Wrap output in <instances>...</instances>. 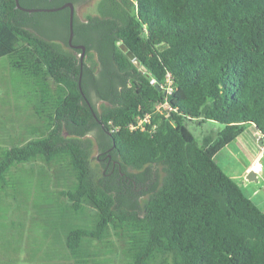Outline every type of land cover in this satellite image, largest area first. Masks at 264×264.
Here are the masks:
<instances>
[{
    "label": "trees",
    "instance_id": "trees-1",
    "mask_svg": "<svg viewBox=\"0 0 264 264\" xmlns=\"http://www.w3.org/2000/svg\"><path fill=\"white\" fill-rule=\"evenodd\" d=\"M59 11L69 35V13ZM37 13L0 0V58L26 81L36 117L19 130L0 123V236L5 196L38 208L23 174L52 185L63 207L56 246L69 264H109L114 235L121 264H264V211L215 160L248 125L264 135V0H99L95 14L74 21L83 60L82 50L39 34ZM146 114L145 129L131 127ZM200 118L223 124L216 138L189 130L186 121ZM122 173L149 179V189L125 185Z\"/></svg>",
    "mask_w": 264,
    "mask_h": 264
},
{
    "label": "rangeland",
    "instance_id": "rangeland-1",
    "mask_svg": "<svg viewBox=\"0 0 264 264\" xmlns=\"http://www.w3.org/2000/svg\"><path fill=\"white\" fill-rule=\"evenodd\" d=\"M98 1L78 0V18L84 19L87 14H95V5ZM65 14L63 11L41 12L35 14L31 21L33 27L39 34L41 33L40 35L54 38L61 42L66 49L72 50L67 44L68 30L65 25ZM5 58H0V123L15 125L19 130L22 123H35L36 117L28 106L30 101L27 100V96H23L28 91L25 88L26 81L11 70ZM29 89L31 88L29 87ZM29 94L32 96L31 93ZM92 100L96 107L101 109L103 100L98 99L94 94ZM186 125L199 141L206 137L216 138L223 127V124L219 122L202 118L187 120ZM252 129L248 125L246 133H252ZM90 136H94V134ZM245 137L246 135L228 144L216 154L215 160L227 174L234 177L247 196L256 203H261L264 199V177L259 176V179L253 181L247 178L246 168L250 157L242 144L243 140H246ZM256 142L257 149L264 147L260 140ZM98 155L99 150L96 144L92 155V165L97 164L96 157ZM129 170L134 173L138 171L133 167H130ZM151 172L156 176L159 175L158 177L162 181L164 175L162 167H153ZM36 178L37 176H33L29 180L27 175L20 174L18 180L25 184L23 189L25 193L32 191L36 194L37 209L31 199H26V197L25 200L16 199L12 195L5 196L7 218L4 220L3 232L6 237L0 236V264H54L55 261L69 264L68 258L64 259L66 252L56 246L59 245V240L63 237V228L59 229V232L54 228V214L59 215L63 212V207L56 201L52 185H48L47 181L37 183ZM147 197V195L140 197V206ZM39 210L44 212L45 222L42 221L43 216L41 217L42 214ZM37 215L39 222L36 223ZM23 224L22 230L21 225ZM35 224L38 226L35 227ZM33 229L35 233H32ZM19 231H22L23 234ZM21 236L22 238L19 239ZM112 240L116 247L114 252L107 254L111 258L109 264H121L120 239L114 235ZM95 245L103 246L104 243L95 241Z\"/></svg>",
    "mask_w": 264,
    "mask_h": 264
},
{
    "label": "crops",
    "instance_id": "crops-1",
    "mask_svg": "<svg viewBox=\"0 0 264 264\" xmlns=\"http://www.w3.org/2000/svg\"><path fill=\"white\" fill-rule=\"evenodd\" d=\"M249 127L253 128L252 133H246L247 130L245 129L244 132L240 134L236 140L246 135L245 137L246 140H243L242 143L248 156L250 157L249 164L247 165L246 168V173H248L249 175L251 171H254L256 178L251 179L253 181L259 179V176L264 177V147L261 149L256 148V143H257L256 141L260 140L261 136L263 135L262 132L258 129V127L255 124H250ZM261 145L264 146V142L261 143ZM257 204L264 211V199L263 202Z\"/></svg>",
    "mask_w": 264,
    "mask_h": 264
},
{
    "label": "water",
    "instance_id": "water-1",
    "mask_svg": "<svg viewBox=\"0 0 264 264\" xmlns=\"http://www.w3.org/2000/svg\"><path fill=\"white\" fill-rule=\"evenodd\" d=\"M16 7L19 8V9H22L24 11H27L29 13H33V12H55V11H59L61 9H64L66 7H70L71 13H70V19H69V29H70L69 43L71 45H73L74 47H76L73 44V37H74V34H75V31H74L75 7H74L73 3L69 2V3H66V4L61 5V6H57V7H35V8H29V7L22 6L21 3H20V0H16ZM120 46H121L123 51L128 53L130 58L135 59V54L133 53V51L128 50V47L124 43H121ZM77 47L82 50L81 59L83 60V58L85 56V53H86V46L85 45H77ZM81 68H83V63L81 65ZM81 75H82V72H81ZM79 83H80V87H81V79H80ZM156 87L159 90H162V86L159 83L156 84ZM82 93H83V91H82ZM83 96H85L84 93H83ZM263 142H264V135H262L261 138H260V143H263ZM248 178L249 179H255L256 178V175H255L254 171H251L249 173Z\"/></svg>",
    "mask_w": 264,
    "mask_h": 264
},
{
    "label": "flooded vegetation",
    "instance_id": "flooded-vegetation-1",
    "mask_svg": "<svg viewBox=\"0 0 264 264\" xmlns=\"http://www.w3.org/2000/svg\"><path fill=\"white\" fill-rule=\"evenodd\" d=\"M77 1L78 0H58L57 1V3L58 2L60 3V5H58V6L64 5V4L69 3V2H71V3L74 4V7H75V18H74V21H75L76 18H78V9H77V3L78 2ZM49 2H55L56 3V0H49ZM61 10H66V12L69 13V19H70V13H71L70 7H66V8L61 9ZM74 31H75V29H74ZM83 33H84V30H81V27H80V29H77V32L75 31V34H74V37H73V44L76 47H74L73 45H71L69 43V35H70V29H69V35H68V38H67V41H68L67 44L75 52L78 51V50H81L80 48L77 47V45H85V43L83 41V37H82L83 36ZM86 48H87V46H86ZM118 178L122 179L123 182L125 183V185H127L129 187L131 186V187H133L134 189H137L140 192H143V191L149 189V179H147L146 180V183L143 184L142 183V180L140 178L128 177V176L125 175V173H122V176L121 177H118Z\"/></svg>",
    "mask_w": 264,
    "mask_h": 264
},
{
    "label": "built area",
    "instance_id": "built-area-1",
    "mask_svg": "<svg viewBox=\"0 0 264 264\" xmlns=\"http://www.w3.org/2000/svg\"><path fill=\"white\" fill-rule=\"evenodd\" d=\"M152 82H155V80H152ZM168 82H169V84L171 83L170 76L168 78ZM169 89L171 90V88H169ZM168 108L169 107H168V103L167 102L166 103H162V104H160V105L157 106V109L158 110H166ZM150 116H151L150 114H146L143 118H141V119L138 120L137 124H132L131 127L132 128H139L140 127L142 129H145L144 124L146 122H149L150 121Z\"/></svg>",
    "mask_w": 264,
    "mask_h": 264
}]
</instances>
